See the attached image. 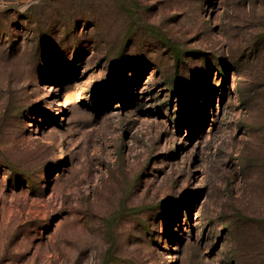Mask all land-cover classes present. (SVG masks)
Segmentation results:
<instances>
[{
  "label": "rangeland",
  "instance_id": "1",
  "mask_svg": "<svg viewBox=\"0 0 264 264\" xmlns=\"http://www.w3.org/2000/svg\"><path fill=\"white\" fill-rule=\"evenodd\" d=\"M0 264H264V0H0Z\"/></svg>",
  "mask_w": 264,
  "mask_h": 264
}]
</instances>
